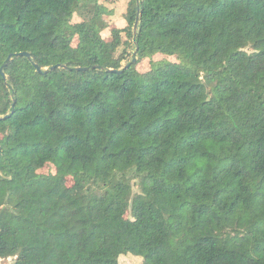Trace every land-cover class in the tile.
<instances>
[{
    "label": "trees",
    "instance_id": "trees-1",
    "mask_svg": "<svg viewBox=\"0 0 264 264\" xmlns=\"http://www.w3.org/2000/svg\"><path fill=\"white\" fill-rule=\"evenodd\" d=\"M127 1L0 0V261L264 264V0Z\"/></svg>",
    "mask_w": 264,
    "mask_h": 264
},
{
    "label": "rangeland",
    "instance_id": "rangeland-1",
    "mask_svg": "<svg viewBox=\"0 0 264 264\" xmlns=\"http://www.w3.org/2000/svg\"><path fill=\"white\" fill-rule=\"evenodd\" d=\"M101 3L107 7L109 14L105 17V21L109 24V28L102 33L104 39L111 41V32L113 29H120L123 30L127 27V9H128V1L122 0L120 2L111 3L108 0H101ZM81 19L76 17L74 22H80ZM124 36V35H123ZM123 49H120L122 52ZM162 59H167L169 61H176L174 58H165L163 56H157L154 60L160 61ZM149 69V61L145 60L139 66V70L143 73L147 72ZM56 173V169L52 165H47L44 169L40 171V174H54ZM72 180L68 181V185H72ZM13 262L12 259L7 261L1 260L0 264H11ZM120 264H142V260L137 257H122L120 259Z\"/></svg>",
    "mask_w": 264,
    "mask_h": 264
},
{
    "label": "water",
    "instance_id": "water-1",
    "mask_svg": "<svg viewBox=\"0 0 264 264\" xmlns=\"http://www.w3.org/2000/svg\"><path fill=\"white\" fill-rule=\"evenodd\" d=\"M136 30H137V28H135V32H136ZM27 57V58H31V56H30V54L29 53H26V52H23V53H19V54H13V55H10L9 57H8V59H7V63L13 58V57ZM133 64H135L136 63V60H133V62H132ZM35 67L37 68V70H38V72L39 73H42V70H41V68L38 66V65H35ZM85 70H87V69H84V68H78L77 69V71H85ZM0 73L2 74V76H3V78H6L5 77V74L3 73V70L1 69L0 70ZM14 109H15V103L13 104V111H12V114L10 115V116H7V117H5V118H10L13 114H14Z\"/></svg>",
    "mask_w": 264,
    "mask_h": 264
}]
</instances>
